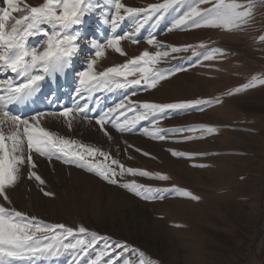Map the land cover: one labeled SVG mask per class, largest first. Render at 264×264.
I'll list each match as a JSON object with an SVG mask.
<instances>
[{"label":"rangeland","instance_id":"374dc122","mask_svg":"<svg viewBox=\"0 0 264 264\" xmlns=\"http://www.w3.org/2000/svg\"><path fill=\"white\" fill-rule=\"evenodd\" d=\"M25 2L36 6L43 0ZM100 2L103 7L87 17L81 28L84 38L78 55L73 59L74 71L70 78L74 88L77 84L75 73L86 66L85 61L92 54L86 41L94 35L101 36L103 40L111 34L110 26L100 23L101 13L108 12L111 5L107 0ZM162 2L122 0L127 7L135 8ZM188 2L181 0L177 9L186 11ZM238 2L245 3L246 0ZM3 6L0 0V7ZM175 18L176 12L170 11L159 23L151 21L138 33L135 32L137 21L125 20L117 29V34L134 33L136 42L133 43L132 39L121 41L127 55L122 56L108 49L96 65L97 71H103L104 68L125 63L145 49L152 53L168 51L169 55L161 57L155 67L162 72L170 69L173 74L167 75L152 89L138 85L113 88L112 91L98 88L86 101L90 105L89 111L94 112V119L77 116L69 128L63 119L49 117L44 126L62 136L106 150L127 168L168 177L167 180H160L125 175L122 179L118 177L121 182L136 180L140 184L162 189L176 186L192 192L199 200L174 192L161 193L162 198L141 199L84 168L69 167L56 158L50 161L47 157H34V171L45 184L29 179L25 165L17 185L9 192L11 204L2 198L0 203L47 224H64L73 229L83 226L88 230L85 239L90 241L91 233H96L98 239L97 246L87 251H80L79 248L61 251L56 256L35 258L33 264H90L105 250L106 244L112 247L103 257L104 264H111L118 257H123L119 264H264V84L227 94L253 76L264 78V41L259 39L264 35V4L257 0L253 17L243 30L173 28ZM152 35L161 45L193 47L173 53L170 48L149 45L147 40ZM43 39L42 36L32 37L29 43L37 46L42 44ZM200 43L206 48L196 47ZM212 48L222 49L223 52L205 60L204 55L210 54L206 49ZM176 68L182 70L175 71ZM8 76L9 72L0 70V79ZM132 78L136 77H129ZM215 97H219L221 102L205 106L202 110L158 117L155 127L151 120L140 121L132 131L121 133L108 123L104 128L111 139L95 122L96 116L115 108L121 101L131 104V108L125 109L122 116L117 112L112 118L123 123L139 115L142 110L133 109H139L140 102L171 103ZM74 98L68 102L69 105L72 106ZM83 103L81 101V105ZM28 106L33 110L31 104ZM199 124L214 126L216 131L165 132L163 140L145 132L147 129L148 133H152L156 127L168 130ZM74 126L80 129L76 130ZM186 136L195 138L183 139ZM173 149L194 155L173 156L170 151ZM95 159L97 162L104 161V157L100 156ZM33 185L35 191L32 190ZM44 192L54 195L46 196ZM12 264L32 263L13 261Z\"/></svg>","mask_w":264,"mask_h":264},{"label":"snow or ice","instance_id":"6c2138e0","mask_svg":"<svg viewBox=\"0 0 264 264\" xmlns=\"http://www.w3.org/2000/svg\"><path fill=\"white\" fill-rule=\"evenodd\" d=\"M2 3L4 6L0 7V70L9 71L14 76L9 75L6 79H0V198L7 204H11L9 192L17 185L21 169L25 165L28 167L29 179L34 178L40 185L45 184V181L34 171L36 162L33 155L36 154L47 157L50 161L56 158L64 163L84 168L108 183L119 184L120 187L141 199L162 198L161 193L174 192L177 195L199 200V197L192 192L176 186L162 189L140 184L136 180L121 182L125 175H138L160 180H167L168 177L161 173L127 168L118 159L112 158L109 152L103 151L100 147L86 145L62 136L59 132L44 126V121L49 117L57 120L63 119L71 128L77 116L89 118L90 105L86 101L96 89L112 91L113 88H128L133 85L152 89L160 80L173 74L170 69L162 72L155 67L161 57L169 55L168 51L152 53L147 49L123 64L97 71V62L105 56L106 50L112 49L122 56L127 55L121 47V41L132 39L133 43L136 42L134 33L117 34V29L125 20L137 21L135 32L138 33L149 22L159 23L168 12L175 11L176 18L172 24L173 28L205 27L228 31L243 30L253 17L257 0H246L245 3H240L238 0H189L186 11L183 8L177 9L181 0H163L162 3L149 4L146 8L127 7L122 0H107L111 8L108 12L101 13L100 23L110 26L111 34H107L103 40L92 38L86 41L92 49V54L85 61L86 66L75 73L77 84L73 105L71 107L61 106L57 111L33 110V114L29 117L13 114L10 106L35 103L46 80L56 81L58 76L68 74L74 57L78 55L80 42L84 38L81 28L87 17L100 11L103 5L100 0H43L36 6L26 3L25 0H2ZM259 3L264 4V0H259ZM202 5L210 6L202 7ZM13 13H21V15L15 16ZM40 36L44 38L42 44L31 46L30 38ZM259 39L264 41V35H261ZM147 43L158 48H170L173 53L187 51L188 48L193 47L192 45H161L155 35L150 36ZM196 47L206 48L203 43ZM206 50L210 54L204 55L205 60L213 59V54L223 52L222 49L217 48ZM181 70L180 68L175 69V71ZM130 76L136 78L129 79ZM256 84H264V78L253 76L247 83L230 90L227 94L232 95L254 87ZM46 99L49 103H53L56 99L55 91ZM125 99L128 98L125 97ZM81 101H84L82 105ZM220 102L219 97L171 103L144 101L139 103V109H133L142 110L136 118L124 120L121 123L119 119L112 117L117 112L122 116L125 109L131 108V104L121 101L116 104L115 108H109L106 112L96 116L95 122L111 139L104 128L108 123L123 133L132 131L140 121L151 120L155 127L158 117L163 118L166 114L187 112L193 109L202 110L205 106ZM196 129L205 133L216 131L214 126L199 124L168 130L156 127L152 133H148L147 129L145 132L163 140L166 138L163 134L165 132H194ZM194 138L193 136L183 137L185 140ZM170 151L173 156L194 155L174 149ZM97 156L104 157V161L97 162L95 159ZM44 194L54 195L51 192H44ZM87 235L88 230L83 226L73 229L64 224H47L35 216H28L14 207H5L4 203H0V264L56 256L61 251L78 248L80 251H87L97 246L98 239L96 233H91L90 241L84 238ZM111 247L106 244L105 250L101 251L90 264H104L103 257L108 254L107 249ZM122 259L123 257H118L111 264H119ZM125 264H132V262H125Z\"/></svg>","mask_w":264,"mask_h":264},{"label":"bare ground","instance_id":"6f19581e","mask_svg":"<svg viewBox=\"0 0 264 264\" xmlns=\"http://www.w3.org/2000/svg\"><path fill=\"white\" fill-rule=\"evenodd\" d=\"M59 86H61V85H59ZM57 91V85H56V87H55V92ZM43 92H45L46 93V91H43ZM45 93H44V95L42 96V93L40 94V96L36 99V102L35 103H32L31 104V106H32V109L33 110H36L37 108L39 109V105L41 104L42 105V102H43V98L42 97H44V99H45ZM62 95H64L63 96V98H67V96L64 94V93H62ZM56 99H57V97H56ZM55 99V100H56ZM54 103V102H53ZM53 103H52V106H53ZM40 105V106H41ZM54 105H55V103H54ZM12 107V110L13 111H15L16 109H18V107H15V105H12L11 106ZM53 107H55V106H53ZM19 110V112L20 113H22V112H27V111H32L31 110V108L29 107V106H26L23 110L22 109H18ZM73 170V169H72ZM74 172L76 173L77 172V170H74ZM77 175V174H76ZM78 177V176H77ZM94 179H95V177H94ZM32 190L33 191H35V186L33 185V187H32ZM121 192V191H120ZM39 195V194H38ZM123 195H124V193H123ZM123 195H120V196H123ZM23 197V196H22ZM34 197V196H33Z\"/></svg>","mask_w":264,"mask_h":264},{"label":"crops","instance_id":"0c3cea01","mask_svg":"<svg viewBox=\"0 0 264 264\" xmlns=\"http://www.w3.org/2000/svg\"><path fill=\"white\" fill-rule=\"evenodd\" d=\"M77 128H79L80 129V127H78V126H74V129H76L77 130ZM38 162V161H37ZM75 170V169H74Z\"/></svg>","mask_w":264,"mask_h":264}]
</instances>
